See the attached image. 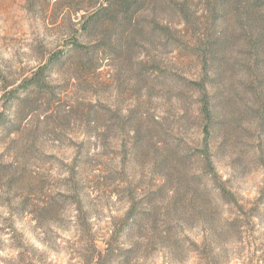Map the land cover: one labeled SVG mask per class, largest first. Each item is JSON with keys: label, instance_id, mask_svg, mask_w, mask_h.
<instances>
[{"label": "rangeland", "instance_id": "rangeland-1", "mask_svg": "<svg viewBox=\"0 0 264 264\" xmlns=\"http://www.w3.org/2000/svg\"><path fill=\"white\" fill-rule=\"evenodd\" d=\"M55 2L0 0V102L80 26L76 14L64 22ZM206 4L160 0L155 12L149 5L131 43L121 24L104 34L94 48L98 68L68 61L46 91L11 96L10 124L0 129V264H264L260 132L233 137L219 151L195 87L205 79L210 90L214 77L201 43L225 30L233 50L222 54L214 91L235 104L247 98L242 67L250 66V47L233 19L213 27ZM179 185L185 197L194 194L187 221L183 206L171 211ZM131 207L157 214L148 247L150 221L130 240L124 235ZM116 232L111 258L97 257ZM130 246L133 253L121 255Z\"/></svg>", "mask_w": 264, "mask_h": 264}, {"label": "trees", "instance_id": "trees-1", "mask_svg": "<svg viewBox=\"0 0 264 264\" xmlns=\"http://www.w3.org/2000/svg\"><path fill=\"white\" fill-rule=\"evenodd\" d=\"M158 1L160 0H56L54 6L60 8L63 16L61 19L67 22L72 19L73 14H76V23H79L80 26L76 27L77 24L74 26L70 42L65 45V48L53 51L43 64L33 70L28 77L16 86L9 90L6 87V95L3 101L0 102V129L3 128L4 130L10 124V121L7 122L6 119H8L9 111L13 108V106H8L11 102V96L20 91H22L21 94L26 93V97L42 93L48 85L50 75L68 61L80 64L93 63L98 68L102 58L96 56L97 50L95 51L94 48L101 47L103 37H105L104 34L115 27L113 25L121 24L122 28L128 30L131 43L137 34L142 33L140 25L144 12L148 11L149 5L152 11L153 6L157 5ZM206 5L211 14L213 27L216 24L224 23L227 18L233 19L236 26L246 32L250 47L247 52L248 55L245 53L250 60V66L242 67L243 78L249 80V82L243 80L242 87L247 98L241 97L239 103L235 104L233 98H225L222 92H215L216 84H213V82H218V79L222 76L220 72V66L223 65L222 54L226 57L233 50V45L230 44V35L223 30L222 34H219L216 38L213 35H208L201 43L202 46L199 48L198 53L204 57V60H211L209 63L212 65L211 69L214 75L210 80L213 81L210 84V90L205 79L201 83L195 84V87L202 94L201 111L211 123L209 125L211 131L207 129V134L211 137L213 135L212 129H214V133L219 137L218 149L220 151L224 150V146L228 145V141L233 137H252L251 134L259 131L257 151L261 156V163L258 165L264 168V0H207ZM155 10L156 8L153 11L155 12ZM182 11L185 12V7H182ZM100 29H102L101 33L104 36H100L99 40H95L92 46L85 44L84 40L94 37L97 33L99 34ZM95 30L97 33L92 34ZM103 51L106 52L105 48H103ZM205 72L208 73V71ZM211 96H214V102H211ZM231 96H233V93L229 91L227 97ZM19 97L20 101L21 96ZM16 105H19L18 102ZM207 149H204V154L209 159L207 164L213 173V177H216L217 174L212 164L213 160ZM180 189V185L174 189V196L170 203L171 211L183 206L179 211V217L186 220L185 216L194 194L191 198V191L187 190V197H185L186 194L181 193ZM229 194L230 192H225L221 195L230 197ZM124 220L127 223V228H124V235H126L127 240L131 239V234L136 229H141L142 221H150L148 223L150 232L148 236H145L144 243L148 247L154 242L159 232L157 214L154 208L149 209L148 212H138L135 207H131ZM117 234L118 232L111 235V239L105 240L104 246H97V257L111 258L110 255L112 256L115 251L114 240L117 239ZM134 248V246H130V248L122 250L121 255L124 254L128 258V255L136 249Z\"/></svg>", "mask_w": 264, "mask_h": 264}]
</instances>
